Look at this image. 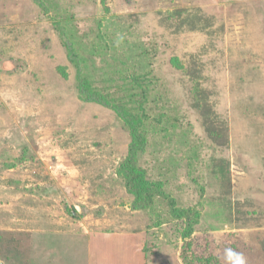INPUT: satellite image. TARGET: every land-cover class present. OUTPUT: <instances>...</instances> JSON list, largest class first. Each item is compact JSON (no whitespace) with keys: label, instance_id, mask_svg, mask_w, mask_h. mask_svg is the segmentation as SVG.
<instances>
[{"label":"rangeland","instance_id":"1","mask_svg":"<svg viewBox=\"0 0 264 264\" xmlns=\"http://www.w3.org/2000/svg\"><path fill=\"white\" fill-rule=\"evenodd\" d=\"M172 208L264 264V0H0V264H185Z\"/></svg>","mask_w":264,"mask_h":264},{"label":"trees","instance_id":"2","mask_svg":"<svg viewBox=\"0 0 264 264\" xmlns=\"http://www.w3.org/2000/svg\"><path fill=\"white\" fill-rule=\"evenodd\" d=\"M69 53L70 55H72L71 52ZM80 81L81 80L79 79V82ZM82 86V84L79 85V87ZM83 91L87 97L96 99V96L93 92H89L87 90ZM124 118L126 119L127 124H129V127L131 129L133 144L137 147L141 146V135L139 132L138 122L131 118L129 115H125ZM120 172L125 179V185L127 189L134 195L133 205L139 208L151 207L154 202V197L160 195L161 192L156 185H144L140 173L134 170V158L132 156L127 157L124 161L121 162ZM172 211L174 215L185 220V228L182 234V260L185 264H191L188 258V250L192 246L193 226L197 222L196 214L189 208H172Z\"/></svg>","mask_w":264,"mask_h":264}]
</instances>
